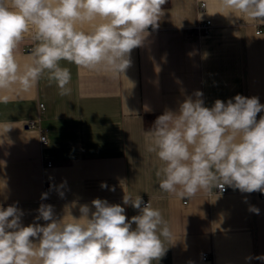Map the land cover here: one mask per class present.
Returning <instances> with one entry per match:
<instances>
[{"label":"crops","instance_id":"obj_1","mask_svg":"<svg viewBox=\"0 0 264 264\" xmlns=\"http://www.w3.org/2000/svg\"><path fill=\"white\" fill-rule=\"evenodd\" d=\"M163 8L159 27H150L144 45L132 50L124 75L61 61L71 72L70 95H59L46 75L27 93L16 87L0 92L9 97L0 103V205L16 204L24 226L44 225L35 220L41 204L67 221L66 206L75 202L70 212L79 218V206L99 198L125 207L130 220L139 210L124 205L123 196L140 195L161 211L174 237L153 264H264L255 259L264 255V194L226 186L223 193L181 199L161 191L156 172L163 162L147 151L144 127L145 116L178 111L197 91L209 108L237 94L264 104V21L226 9L222 0H168ZM206 21L209 32L194 36L193 28ZM33 46L26 35L16 53L21 64ZM261 116L264 111L257 120ZM33 121L44 129L47 145L38 130L26 127Z\"/></svg>","mask_w":264,"mask_h":264},{"label":"clouds","instance_id":"obj_2","mask_svg":"<svg viewBox=\"0 0 264 264\" xmlns=\"http://www.w3.org/2000/svg\"><path fill=\"white\" fill-rule=\"evenodd\" d=\"M168 0H0V92L16 87L31 91L46 75L59 95L71 94L70 69L61 61L113 78L131 66V52L144 45L148 29L159 27ZM226 9L264 21V0H222ZM231 15V13L229 14ZM26 35L33 47L21 64L17 49ZM178 111L166 110L146 133L147 151L163 166L156 172L159 189L181 199L198 192L264 194V104L237 94L209 108L195 92ZM9 97L0 95V103ZM8 128L6 132L9 130ZM60 187H63L61 185ZM102 188H108L106 183ZM115 191V188L110 189ZM61 197L63 192H60ZM47 199V193L42 194ZM123 204L139 210L129 220L125 207L94 199L79 206L80 217L57 219L41 204L36 221L22 224L16 204L0 205V264H153L161 260L173 233L159 209L137 195ZM94 208V211L92 210ZM249 211L259 214L250 206ZM135 225V227H133ZM35 241V242H34ZM253 257H246L251 260ZM264 261V255L255 257Z\"/></svg>","mask_w":264,"mask_h":264},{"label":"built area","instance_id":"obj_3","mask_svg":"<svg viewBox=\"0 0 264 264\" xmlns=\"http://www.w3.org/2000/svg\"><path fill=\"white\" fill-rule=\"evenodd\" d=\"M205 7H206V3H204V2L201 3L200 10H201V8H205ZM210 25H211V22L210 21H206L204 23L202 22V23L197 24L193 28L194 29L193 30V35L194 36H197V37H200V36H202L204 34H207L209 32ZM260 32H261V30H258L257 31V34H260ZM31 49H32V47L31 48H28L27 50L29 52H31ZM26 127L28 129H33V130L36 129V130H38L39 135H40V143H41V145L42 146L47 145V143H48L47 135L45 134L44 129L36 121L28 122L27 125H26ZM51 165L52 164L49 163L48 166H51ZM226 191H227V187L225 186V190L223 192H226ZM223 192H221V193H223ZM263 199H264V195H263ZM143 201H144L145 204L149 203L148 200H143ZM202 258L204 260H207L206 254H204Z\"/></svg>","mask_w":264,"mask_h":264},{"label":"trees","instance_id":"obj_4","mask_svg":"<svg viewBox=\"0 0 264 264\" xmlns=\"http://www.w3.org/2000/svg\"><path fill=\"white\" fill-rule=\"evenodd\" d=\"M160 116V115H148L145 116L144 119V127L146 130H150L151 127L153 126L154 121L156 120V118Z\"/></svg>","mask_w":264,"mask_h":264}]
</instances>
